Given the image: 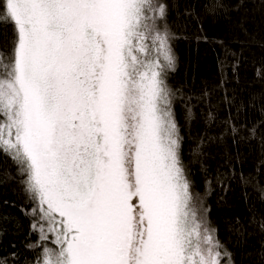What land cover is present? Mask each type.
<instances>
[{
	"label": "snow or ice",
	"instance_id": "obj_1",
	"mask_svg": "<svg viewBox=\"0 0 264 264\" xmlns=\"http://www.w3.org/2000/svg\"><path fill=\"white\" fill-rule=\"evenodd\" d=\"M168 15L166 0H0V155L27 199L3 202L0 231L7 209L28 221L25 264H231L181 157Z\"/></svg>",
	"mask_w": 264,
	"mask_h": 264
},
{
	"label": "trees",
	"instance_id": "obj_2",
	"mask_svg": "<svg viewBox=\"0 0 264 264\" xmlns=\"http://www.w3.org/2000/svg\"><path fill=\"white\" fill-rule=\"evenodd\" d=\"M166 3L175 57L168 83L193 190L231 264H264V0H219L214 11L210 0ZM11 38V25L0 23V45ZM23 179L0 155V207L27 203ZM7 211L17 219L0 231V261L25 264L35 255L25 247L28 221Z\"/></svg>",
	"mask_w": 264,
	"mask_h": 264
},
{
	"label": "rangeland",
	"instance_id": "obj_3",
	"mask_svg": "<svg viewBox=\"0 0 264 264\" xmlns=\"http://www.w3.org/2000/svg\"><path fill=\"white\" fill-rule=\"evenodd\" d=\"M210 225V224H209ZM211 226V225H210ZM226 264H227V262H226Z\"/></svg>",
	"mask_w": 264,
	"mask_h": 264
}]
</instances>
